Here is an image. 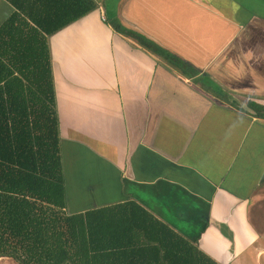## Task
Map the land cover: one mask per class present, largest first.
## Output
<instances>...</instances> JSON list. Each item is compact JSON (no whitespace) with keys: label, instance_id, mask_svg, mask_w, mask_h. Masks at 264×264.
I'll return each mask as SVG.
<instances>
[{"label":"crops","instance_id":"obj_1","mask_svg":"<svg viewBox=\"0 0 264 264\" xmlns=\"http://www.w3.org/2000/svg\"><path fill=\"white\" fill-rule=\"evenodd\" d=\"M261 1L93 0L46 36L68 213L128 204L216 264H264V119L247 104L264 105ZM15 12L0 0V25Z\"/></svg>","mask_w":264,"mask_h":264},{"label":"trees","instance_id":"obj_2","mask_svg":"<svg viewBox=\"0 0 264 264\" xmlns=\"http://www.w3.org/2000/svg\"><path fill=\"white\" fill-rule=\"evenodd\" d=\"M10 1L18 12L0 25V257L18 264H216L153 217L132 221L128 204L67 212L46 36L95 3L46 0L51 10L45 1L31 11ZM117 28L180 73H197L148 37ZM247 104L264 119V105Z\"/></svg>","mask_w":264,"mask_h":264},{"label":"rangeland","instance_id":"obj_3","mask_svg":"<svg viewBox=\"0 0 264 264\" xmlns=\"http://www.w3.org/2000/svg\"><path fill=\"white\" fill-rule=\"evenodd\" d=\"M256 1H260V0H256ZM263 2H264V0L261 1L262 13H264V3ZM256 264H258V262Z\"/></svg>","mask_w":264,"mask_h":264}]
</instances>
